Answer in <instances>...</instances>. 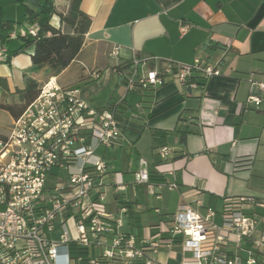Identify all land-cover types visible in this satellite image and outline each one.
<instances>
[{
	"label": "crops",
	"instance_id": "crops-1",
	"mask_svg": "<svg viewBox=\"0 0 264 264\" xmlns=\"http://www.w3.org/2000/svg\"><path fill=\"white\" fill-rule=\"evenodd\" d=\"M69 5V0H55L57 15L51 25L63 33L68 30L59 15H66ZM81 10L91 19L90 29L77 58L57 76L49 68L34 69V47L18 52L22 34L16 26L15 38L6 44L0 41L10 56L0 62V77L10 89V94L0 89V100L9 104L10 95L18 103L12 94L23 90L25 80L31 78L41 86L54 79L61 87H83L87 102L97 109L120 102L117 120L123 139L113 148L100 147L97 155L109 167L108 211L135 204L136 224L130 225L128 209L124 231L140 245L158 232L161 223H170L179 209L196 208V200L203 203L202 215L208 208L216 211L217 224L222 222L227 199L264 200V93L251 91L250 84L264 82V0H83ZM25 24L30 27L26 18ZM182 27H187L185 33ZM115 47L121 49L118 60L110 58ZM146 57L180 64L201 59L216 65L221 76L207 81L197 76L200 85L192 88L168 78L164 86L153 90L145 117L134 112H141L142 96L127 93L116 68L123 70L135 58ZM93 70L101 73L96 83L88 74ZM252 94L261 97L259 105L249 102ZM163 148L172 152L167 162L159 154ZM141 160L148 163L153 176L149 185L135 184ZM170 170L173 176L166 175ZM166 180L176 181L179 189L161 188ZM118 185L124 191H117ZM246 211L264 216V208ZM263 231L261 222L258 232ZM245 246L250 248L249 243ZM157 258L180 264L183 257L178 254L173 260L162 252Z\"/></svg>",
	"mask_w": 264,
	"mask_h": 264
},
{
	"label": "built area",
	"instance_id": "built-area-1",
	"mask_svg": "<svg viewBox=\"0 0 264 264\" xmlns=\"http://www.w3.org/2000/svg\"><path fill=\"white\" fill-rule=\"evenodd\" d=\"M39 29L38 24L32 25L22 35L36 37ZM186 29L182 27V33ZM120 52L119 47L113 48L110 58L118 60ZM7 57V48L0 47V62ZM116 69L125 79L127 93L156 90L168 78L192 88L198 86L197 76L203 81L221 76L216 65L201 59L180 64L135 58L129 72L120 66ZM88 74L95 83L101 78L96 70ZM250 84L251 91L264 93V82ZM91 85L94 89L95 84ZM248 100L261 103V97L254 94ZM119 104L94 108L83 87H61L50 79L34 102L12 121L8 134L0 136V264H75V260L170 264V260H158L162 252L173 260L181 254L180 264H264V231L258 232L264 216L246 211L264 208V200L253 197L227 199L220 224L214 221L216 211L208 208L202 215L203 203L196 200V208L179 209L170 223H161L158 232L145 237L140 245L124 231L129 210L123 205L117 212L108 211L109 167L97 155L100 147L113 148L123 139L117 120ZM159 154L167 162L172 152L163 148ZM173 174L170 170L166 175ZM134 180L136 185L150 184L146 161L139 162ZM161 188L177 191L179 185L166 180ZM116 189L124 191L123 186ZM57 235L58 240L54 239Z\"/></svg>",
	"mask_w": 264,
	"mask_h": 264
},
{
	"label": "trees",
	"instance_id": "trees-1",
	"mask_svg": "<svg viewBox=\"0 0 264 264\" xmlns=\"http://www.w3.org/2000/svg\"><path fill=\"white\" fill-rule=\"evenodd\" d=\"M82 1L83 0H69L70 5L67 14L59 15L61 24L68 30V32L65 33H63L61 29H56L51 25L52 17L57 15L55 0L18 1L25 9L26 22L30 26L38 24L40 28L36 37L27 34L18 36V39L22 43L18 52L34 47V53L31 57L34 69L40 70L49 68L51 74L57 76L66 70L77 58L83 48L85 35L88 33L91 26L90 17L81 10ZM14 29V23L2 22L0 41L3 44H6L11 35L14 34ZM9 59L10 56L7 57L6 62ZM130 68L131 65H127L123 71L127 73ZM123 83L125 84V79H123ZM0 89L10 94L7 80L1 77ZM40 90L41 85L36 80L27 78L25 80V88L23 90L17 89L15 93L12 94L18 98V103H0V111H5L13 119H17L38 97ZM153 92V90L138 92L142 96V101L140 103L141 112L135 110V114L141 113L143 115L145 114V117H147L150 105L152 104ZM152 178L153 176L151 174V180ZM125 204L130 210V225L134 226L136 224V213L133 208L135 204Z\"/></svg>",
	"mask_w": 264,
	"mask_h": 264
},
{
	"label": "rangeland",
	"instance_id": "rangeland-1",
	"mask_svg": "<svg viewBox=\"0 0 264 264\" xmlns=\"http://www.w3.org/2000/svg\"><path fill=\"white\" fill-rule=\"evenodd\" d=\"M19 0H0V24L3 21H13L15 22L16 30L20 34H24L28 27L25 24V17H24V7L18 2ZM15 45L11 46V49H14ZM9 99V104H14L13 99L7 96ZM4 102V100H2ZM1 103V100H0ZM12 117L5 111H0V136H6L11 124H12ZM141 236V235H140ZM54 239H59V235L55 236ZM139 239V238H138ZM75 264H89L87 261H79L75 260Z\"/></svg>",
	"mask_w": 264,
	"mask_h": 264
}]
</instances>
